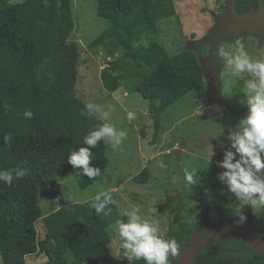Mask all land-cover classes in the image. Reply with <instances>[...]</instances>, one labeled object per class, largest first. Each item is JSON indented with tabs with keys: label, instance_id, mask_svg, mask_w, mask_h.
I'll return each instance as SVG.
<instances>
[{
	"label": "trees",
	"instance_id": "obj_1",
	"mask_svg": "<svg viewBox=\"0 0 264 264\" xmlns=\"http://www.w3.org/2000/svg\"><path fill=\"white\" fill-rule=\"evenodd\" d=\"M258 7L259 0L235 2L238 13ZM95 13L109 21L88 43L91 51L102 49L112 56L100 71L103 88L113 92L125 84L148 100L155 129L172 103L191 91L204 93L195 53L182 49L170 55L158 36L157 22L176 14L174 0H96ZM73 26L70 0L0 1V171H31L11 187L0 181V264H26L29 254H43L47 264H104L111 260V220L127 219L118 214L117 204L108 205L110 215H97L91 207L95 198L41 214V188L51 186L56 193L60 175L70 174L84 190L102 177L109 162L101 141L91 149V166L101 169L99 177L89 179L68 163L72 151L86 147L84 137L103 123L81 114L86 103L75 90L81 52L75 41H68ZM144 35L146 44L141 43ZM26 110L33 119L24 116ZM232 112L222 107L224 116ZM9 133L12 142L7 145ZM149 177L147 162L132 180L145 184ZM166 199V208L175 215L166 235L179 241L181 250L198 229H203L202 238L205 227L215 223L242 227L237 201L227 188L214 192L211 206L199 213L184 212L186 203L179 197L167 193ZM39 219L44 230L40 237ZM260 229L252 226L256 233ZM189 264H264V257L226 236L206 245Z\"/></svg>",
	"mask_w": 264,
	"mask_h": 264
},
{
	"label": "rangeland",
	"instance_id": "obj_2",
	"mask_svg": "<svg viewBox=\"0 0 264 264\" xmlns=\"http://www.w3.org/2000/svg\"><path fill=\"white\" fill-rule=\"evenodd\" d=\"M226 1L174 0L176 14L157 22L159 39L168 53L171 55L190 48L197 59H208L211 53L210 41L202 39L213 29L215 18L225 11ZM70 4L74 26L68 41H75L81 52L75 85L76 95L85 103L93 102L104 106L106 111L114 109L111 122L118 129L126 131L127 138L122 145L123 151H114L110 144L103 142L104 153L109 159L108 166L102 177L86 189H79L70 174L60 175L56 193L51 186L41 188V214L45 216L56 210L57 198L60 206H65L91 200L100 191H108L115 198L118 214L140 207L142 217L153 224H159L161 235L169 239L166 232L175 215L165 206L167 193L186 203L184 212L199 213L211 206V195L214 192L227 188L218 179L219 174L224 171L218 162L223 160L224 150L231 146L229 132L248 114V107L244 103L247 100L244 82L237 77L234 70L226 66L218 54L220 67L222 66L219 83L214 81L212 86L204 79V93L199 95L191 91L172 103L163 112L161 126L155 129L147 111L148 100L125 84L113 92L106 91L102 86L100 71L112 56L102 49L91 51L88 48V43L109 25L107 19L96 15V0H70ZM239 32L226 40L219 52L221 49L233 51L236 40L242 39L250 56L264 60V37L255 33ZM141 43H147L145 35ZM217 87H220L221 102L215 101V108L211 111L210 108L207 109L209 97ZM223 106L232 108L234 112L224 116ZM129 112L136 115L132 123L127 119ZM212 147L215 154L211 157L210 165L208 158ZM161 161L166 168L159 166ZM147 162L150 166L148 181L145 184L134 182L132 177ZM185 168L199 171V183L192 187L187 184ZM235 206L239 210L238 201ZM150 209H156V212L152 213ZM243 212L251 219L252 226L257 224L261 228L257 234L264 238V209L245 206ZM210 215L214 218L213 210ZM36 229L39 237L42 236L44 230L40 219L36 222ZM108 230L111 233L108 245L111 260L104 264H129L126 258L123 259L125 253L121 247L119 225L115 218L111 220ZM202 231L203 229L200 232ZM171 260L172 258L170 262ZM25 262L47 264V259L43 254H29L25 256ZM137 262L146 264L144 260H135L131 264H138Z\"/></svg>",
	"mask_w": 264,
	"mask_h": 264
},
{
	"label": "clouds",
	"instance_id": "obj_3",
	"mask_svg": "<svg viewBox=\"0 0 264 264\" xmlns=\"http://www.w3.org/2000/svg\"><path fill=\"white\" fill-rule=\"evenodd\" d=\"M219 56L244 82L247 90V100L244 103L248 107V114L229 132L228 139L231 141V146L224 150L223 160L218 162L219 167L224 169L218 179L239 202L238 224L242 225L247 221V216L243 212L245 206L264 209V60L250 56L242 39L236 40L235 48L231 52L221 49ZM6 109L10 110L9 106L6 105ZM112 111L114 109L106 111L104 106L88 102L81 113L85 117H95L103 121L84 137L83 143L86 147L72 151L68 158V163L74 169H82V175L89 179L101 175L100 168L91 166L93 159L91 149L97 148L103 141L110 144L114 151H123L122 145L127 138V132L118 129L111 122ZM24 116L27 119L34 118L31 110H26ZM127 119L132 123L136 119L135 113L129 112ZM4 141L7 145L11 144V133L4 137ZM214 154L212 147L208 158L210 165ZM159 166L166 168L162 161ZM198 172L196 169L191 171L188 168L184 169V176L189 186L199 183ZM30 175L31 171L24 168L5 169L0 171V181L11 187L15 180ZM55 202L57 210H60L59 198L55 199ZM114 204L116 201L111 192L100 191L92 201L91 207L97 215H110L107 211L108 205ZM141 211L140 207H136L121 213L122 217L127 218L118 221L121 247L125 253L123 259L126 258L129 264L135 260H144L146 264H170V258L178 259L181 255L179 241L164 238L159 224L145 220ZM150 212L155 213L156 209H150Z\"/></svg>",
	"mask_w": 264,
	"mask_h": 264
},
{
	"label": "water",
	"instance_id": "obj_4",
	"mask_svg": "<svg viewBox=\"0 0 264 264\" xmlns=\"http://www.w3.org/2000/svg\"><path fill=\"white\" fill-rule=\"evenodd\" d=\"M262 1L259 0L258 10L251 9L248 12L238 13L235 10L236 0H227L225 11L215 18L213 29L202 39V41H210V56L208 59H198L203 78L210 85L213 86L214 81L219 83L220 64L218 61V50L225 40L239 34V31L255 33L264 37V6ZM186 50L191 49L186 48ZM217 103H219V99ZM201 230L198 229L193 234L192 243L181 250L180 257L174 259L172 264H189L206 245L220 237L226 236L245 242L264 257V238L252 230V222L248 217L246 223L240 228L214 224L213 226H206L205 236L199 238Z\"/></svg>",
	"mask_w": 264,
	"mask_h": 264
},
{
	"label": "flooded vegetation",
	"instance_id": "obj_5",
	"mask_svg": "<svg viewBox=\"0 0 264 264\" xmlns=\"http://www.w3.org/2000/svg\"><path fill=\"white\" fill-rule=\"evenodd\" d=\"M262 4H263V3H262ZM258 8H259V7H258ZM251 9H254V8H251ZM251 9H250V10H251ZM257 10H258V9H257ZM225 41H226V40H225ZM225 41H224V42H225ZM224 42H223V43H224ZM223 43H222V44H223ZM222 44H221V45H222ZM220 47H221V46H220ZM219 49H220V48H219ZM218 54H219V50H218ZM221 68H222V66L220 67V69H221ZM213 90H214V93L211 95V97H209V103H208V106H207V109L210 108L211 111H213V109L215 108V103H216L215 101H217V100L220 98V87L214 88ZM216 99H217V100H216ZM219 102H221V101H219ZM173 260H174V259L171 260V264H172Z\"/></svg>",
	"mask_w": 264,
	"mask_h": 264
}]
</instances>
